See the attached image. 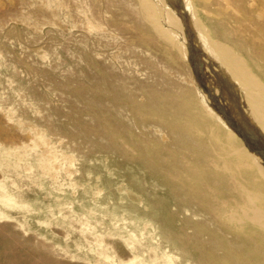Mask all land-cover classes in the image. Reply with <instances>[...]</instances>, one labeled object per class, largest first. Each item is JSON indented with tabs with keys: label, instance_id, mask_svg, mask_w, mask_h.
Masks as SVG:
<instances>
[{
	"label": "rangeland",
	"instance_id": "374dc122",
	"mask_svg": "<svg viewBox=\"0 0 264 264\" xmlns=\"http://www.w3.org/2000/svg\"><path fill=\"white\" fill-rule=\"evenodd\" d=\"M186 1L264 87V0ZM141 4L0 0V264H264L219 217L244 185L264 205L249 134Z\"/></svg>",
	"mask_w": 264,
	"mask_h": 264
},
{
	"label": "bare ground",
	"instance_id": "6f19581e",
	"mask_svg": "<svg viewBox=\"0 0 264 264\" xmlns=\"http://www.w3.org/2000/svg\"><path fill=\"white\" fill-rule=\"evenodd\" d=\"M141 3L142 11L150 18L156 32L188 43L204 108L217 117L225 111L232 128L249 134L247 138L254 150L249 151L252 166L260 177L264 176V87L259 88V82L248 74V69L229 48L208 40L189 11L186 0H141ZM180 9L189 11L184 19ZM155 13L161 14L163 19L160 20L159 16V21ZM242 187L245 204L238 209L241 214L226 208L219 217L229 223L235 222L239 228L253 226L264 229V205L245 189L247 185Z\"/></svg>",
	"mask_w": 264,
	"mask_h": 264
}]
</instances>
